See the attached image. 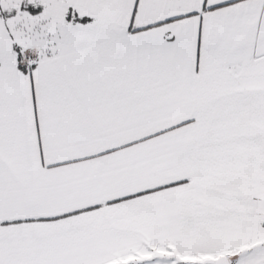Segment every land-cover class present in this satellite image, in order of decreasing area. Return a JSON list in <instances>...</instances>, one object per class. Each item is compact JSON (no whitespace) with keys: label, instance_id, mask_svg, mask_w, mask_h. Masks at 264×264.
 Instances as JSON below:
<instances>
[{"label":"snow or ice","instance_id":"snow-or-ice-1","mask_svg":"<svg viewBox=\"0 0 264 264\" xmlns=\"http://www.w3.org/2000/svg\"><path fill=\"white\" fill-rule=\"evenodd\" d=\"M0 264H264V0H0Z\"/></svg>","mask_w":264,"mask_h":264}]
</instances>
